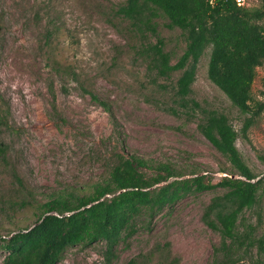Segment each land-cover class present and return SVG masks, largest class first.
Instances as JSON below:
<instances>
[{
	"label": "rangeland",
	"instance_id": "obj_1",
	"mask_svg": "<svg viewBox=\"0 0 264 264\" xmlns=\"http://www.w3.org/2000/svg\"><path fill=\"white\" fill-rule=\"evenodd\" d=\"M124 1L0 0V144L6 149L0 152V237L32 225L33 205L51 192L90 188L117 155L144 159L138 169L148 176L160 164H169L176 179L204 175L213 184L236 174L201 133L202 114L173 100L178 72L156 77L138 55L137 39L114 12ZM166 22L159 17L157 30L173 64L185 43ZM209 53L198 61L189 98L227 116L242 159L264 177V109L243 133L245 115L207 75ZM255 71L251 96L263 101L264 61ZM223 191H191L152 216H137L136 231L118 243L111 264L137 257L139 264H209L220 234L201 216ZM243 215L264 237V195ZM102 249L101 242L69 246L55 264H102ZM252 249L241 264H264ZM4 255L0 248V264Z\"/></svg>",
	"mask_w": 264,
	"mask_h": 264
},
{
	"label": "trees",
	"instance_id": "obj_2",
	"mask_svg": "<svg viewBox=\"0 0 264 264\" xmlns=\"http://www.w3.org/2000/svg\"><path fill=\"white\" fill-rule=\"evenodd\" d=\"M114 12L137 39L138 55L156 77L167 79L178 72L173 100L181 108L202 114L201 133L226 157L236 176L226 174L214 184L205 182L204 175L176 179L169 164H160L159 171L148 176L138 169L146 165L144 159L117 155L107 173L90 188L55 190L45 200L30 204L36 215L34 223L7 238L0 237L5 252L1 264H55L67 247L98 242L103 245L102 264H111L118 243L136 231L137 216L145 212L152 216L188 192L215 187L224 191L210 199L201 216L206 226L220 234L209 264H241L251 256L252 248L256 249L255 260L264 261V237L256 234L255 225L243 215L264 195V177L257 178L242 159L235 144L238 133L227 116L189 98L198 61L210 48L207 75L245 115L243 133L264 109V100L251 96L255 69L264 61V0L253 7L238 6L233 0H218L214 5L207 0H125ZM159 17L184 37L183 51L173 64L158 35ZM5 150L0 144V152ZM15 179L24 192L22 179L17 175ZM162 181L164 184L155 186ZM19 199L20 206L26 205L25 194ZM127 264H139V258H131Z\"/></svg>",
	"mask_w": 264,
	"mask_h": 264
},
{
	"label": "built area",
	"instance_id": "obj_3",
	"mask_svg": "<svg viewBox=\"0 0 264 264\" xmlns=\"http://www.w3.org/2000/svg\"><path fill=\"white\" fill-rule=\"evenodd\" d=\"M211 5H214L217 3L218 0H207ZM235 2L236 5L238 6H250V4L248 3L249 0H233Z\"/></svg>",
	"mask_w": 264,
	"mask_h": 264
}]
</instances>
